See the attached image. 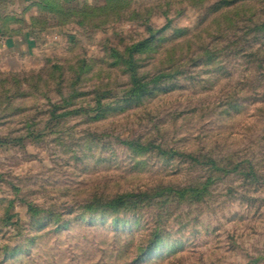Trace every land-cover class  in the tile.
I'll use <instances>...</instances> for the list:
<instances>
[{"label":"rangeland","instance_id":"rangeland-1","mask_svg":"<svg viewBox=\"0 0 264 264\" xmlns=\"http://www.w3.org/2000/svg\"><path fill=\"white\" fill-rule=\"evenodd\" d=\"M129 1L142 13L153 8L146 24L166 26L179 65L138 102L126 100L127 74L111 64L114 50L147 36L145 23L60 26L36 6L0 0V264H264V34L236 32L243 49L260 46L251 64L233 55L231 39L214 43L202 32L221 53L194 65L198 51L187 46L198 42L188 39L211 27L214 0ZM245 4L264 21V0ZM248 13L239 27L251 24ZM165 54L141 57L139 73L156 74ZM102 94L105 111L93 110ZM139 136L177 154L137 156L122 142ZM196 184L207 188L199 201L154 203L118 223L84 211L94 196ZM28 205L53 220L30 217ZM156 228L157 244L136 263V245Z\"/></svg>","mask_w":264,"mask_h":264},{"label":"trees","instance_id":"trees-1","mask_svg":"<svg viewBox=\"0 0 264 264\" xmlns=\"http://www.w3.org/2000/svg\"><path fill=\"white\" fill-rule=\"evenodd\" d=\"M72 1L73 0H37L31 6H36L39 12L42 11L45 14H51L49 20H56V25L60 26L66 25L67 23H75L78 26H82L84 28H99L121 19L138 22L140 21L145 23L144 27L147 33L146 37L131 43L123 51L114 50L115 63L113 62L111 65L117 66V64H120L123 71L125 72L124 74H127L129 87L125 91V94L126 100H128V102H138L142 100L149 94L148 92L150 91L151 85L155 86L160 82L161 79L170 77V72L179 68V65L176 64V60L174 59V53L176 50L175 46H173L172 48H167L165 46V44H167L169 40H171V37L164 35L166 26L155 29L151 25L146 24L148 18L152 14L153 8L149 7L146 13H142L140 9H134L131 6L129 0H103V3L101 5L84 4L81 7L68 5V3ZM189 1L196 6H202L205 3L204 0ZM252 1L253 0H214L212 4L206 8L207 14H211L214 16L210 23V26L213 28L206 27L199 34L194 35L193 39H188V42L190 41L189 43H192L194 38L196 42H198L197 44H195L194 48L193 46H187V50L193 51V49H195L198 51V53L193 54L194 56L199 55L196 60H193L191 55V57H189V59H192L194 65H196L197 62L201 63V61L203 66L212 65L216 63L215 60L221 53L220 49H216V47L214 46L210 47L207 44L201 42L202 32H205L209 40L214 43L219 42L222 39H231V48L235 50L233 52V55L239 54L242 57L246 58L247 61H249L251 64L258 61L257 54L259 53V51H261L260 46L254 47L248 44L249 46H245L246 49H243L242 47L245 45V42L240 43L239 37H237L236 35V32H238V30L240 29H246L245 34L247 37H255V34L257 33L264 34V21H254L255 13L251 11L250 5L245 4L246 2ZM64 3H66L67 5H65ZM246 10L249 12L248 16H246V20L248 22H251V24L241 28L239 27V23L242 20L240 18V14L242 12H246ZM36 19L37 18L35 16L34 18H32L34 22L36 21ZM2 25L3 22L2 24H0V30ZM185 34V32H179V35ZM162 51L164 54L166 53V59L164 62L163 60L161 61L164 64L157 69L156 74L151 77H148L145 74H140L138 69L143 67V64L140 62L141 57L145 56L146 59L144 60H147L149 62L150 59H152L155 55H158ZM262 64H264V59L260 61L261 67ZM83 69L84 65L82 67H79L80 71H82ZM74 97L75 95L72 98ZM104 98H106V94H102L95 98L96 107L93 110L99 112L103 110L105 111L104 104H102L100 100ZM234 106L236 107L237 104H233V107ZM141 138L142 137L139 136L132 140H123L122 143L128 150L131 151V153L137 156L147 155L154 150L162 155H169V158L172 157L171 155L177 154V152L174 151L166 152L161 149L159 145L156 146L152 144V142H141ZM218 163V160L210 158L207 160V165L211 171L220 169ZM235 169H237V166H234L231 171H234ZM249 174L252 176V178H254V172L251 171ZM205 190H207L205 185L199 187L198 184H196V186L193 185L182 188L158 186L151 191H130L116 193L111 196H94L84 205V211H94V213L110 214L114 217V220L112 222L118 223L117 215L124 214L126 212L135 214L142 208L152 206L154 203L159 204L160 209H164L168 203H173L177 200L183 201V199L185 198L199 201L202 198L203 194L206 192ZM27 211L32 218L37 217L42 213H46L48 219L51 218L53 220L54 217L53 212L44 211L34 205H28ZM8 218L10 219L11 215L8 216ZM159 237L160 236L158 228H156L149 234L148 239L138 243L135 248L136 255L135 258H133L135 259L134 261L136 262V258L139 260L142 259L145 254L149 252V248L157 244ZM7 251L9 250L6 248V252Z\"/></svg>","mask_w":264,"mask_h":264},{"label":"crops","instance_id":"crops-1","mask_svg":"<svg viewBox=\"0 0 264 264\" xmlns=\"http://www.w3.org/2000/svg\"><path fill=\"white\" fill-rule=\"evenodd\" d=\"M37 0H17V2H16V4L15 5H17L18 7H22L23 8V5H30V7H31V5L33 4V3H35ZM28 6H24V7H28Z\"/></svg>","mask_w":264,"mask_h":264}]
</instances>
